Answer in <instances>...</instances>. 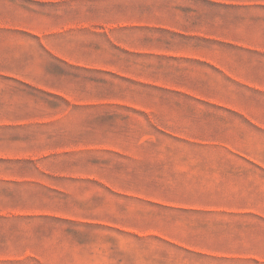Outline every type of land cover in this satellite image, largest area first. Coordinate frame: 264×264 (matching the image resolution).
<instances>
[{
    "label": "crops",
    "instance_id": "obj_1",
    "mask_svg": "<svg viewBox=\"0 0 264 264\" xmlns=\"http://www.w3.org/2000/svg\"><path fill=\"white\" fill-rule=\"evenodd\" d=\"M19 1L0 0V56H31V48L22 46L37 41L45 54L82 67L78 70L116 73L140 85L191 95L71 97L64 87L43 80L60 75L53 68H0V231L53 221L99 226L139 239L159 237L68 207L71 180L103 183L94 173L104 170L121 185L118 189L116 182H104L110 192L171 204L203 220L175 227L191 234L189 241L163 239L198 258L186 263L264 264V0H200L206 10L190 17L189 27L135 20L133 0L129 10L127 0ZM143 30L197 38L205 45L200 51L172 50L151 44L149 37L138 38ZM122 55L204 64L227 81L206 76L205 82L214 87L219 81L229 96L193 95L196 69L171 68L173 72L149 80L147 68L126 71L116 64ZM11 85L29 92L19 96ZM245 94L253 97L252 106L243 103ZM186 102L227 112L159 113L146 107ZM103 107L134 112L108 114L111 120L122 116L129 121L124 133L112 131L111 123L104 133L99 128L95 142L89 140L94 127L75 132L71 122L76 115L85 119L86 109ZM134 114L147 125L139 127ZM91 147L117 156L119 168L111 159H92V166L70 160ZM59 198L62 206L55 208ZM27 260L37 259L31 254L0 257V264Z\"/></svg>",
    "mask_w": 264,
    "mask_h": 264
},
{
    "label": "rangeland",
    "instance_id": "obj_2",
    "mask_svg": "<svg viewBox=\"0 0 264 264\" xmlns=\"http://www.w3.org/2000/svg\"><path fill=\"white\" fill-rule=\"evenodd\" d=\"M19 2L26 4L24 0H20ZM127 2L129 10L130 0H127ZM120 7L123 8L124 5H121L119 2ZM131 8L135 20L162 22L178 27H189L190 17H198L199 13H204L206 10L205 4L200 0H133ZM137 34L138 38H141V36L149 37L152 41L151 44L172 50L191 51L196 49L200 51L203 50L205 45L201 39L185 38L168 31L143 30L137 32ZM21 36L29 40L27 35L23 34ZM29 48H31V56H0V68H53L54 72L60 75L63 73L64 76L47 75L46 78L42 77L43 80L49 85L64 87L63 90L71 97L144 96L157 98L191 95L140 85L127 79H121L120 76L115 75L116 73L78 70L77 68L82 67L61 63L45 54L37 41L31 45L26 44L22 46V50H29ZM35 50L39 53L38 56L33 54ZM117 60L116 64L122 65L123 70L126 71L132 68H147L145 77H148L152 81L159 76V72H173L174 70L171 68L196 69L198 71V82L192 84L193 95L229 96L228 90L224 91L217 85V82H221V80L225 82V77L204 64L177 63L157 57L144 58L129 55L119 56ZM122 73L125 74L124 72ZM206 76L218 79L219 81H215L214 84L216 85L210 87L209 83L205 82ZM11 89L13 88L11 87ZM13 91L19 96L21 94H28L29 92L22 85H15ZM243 103L252 106L253 97L245 94ZM146 107L149 111L159 113L171 110L183 113L227 112L223 108L201 102L196 104L186 102L179 106L153 104ZM71 111L82 113L81 110L77 111L72 108ZM85 113V119L81 115H76L73 118L71 122L72 128L75 132H78L83 128L82 126H85L86 129L90 126L92 130L94 127L95 130L89 134V140L90 142H95L92 139L95 136L96 140H98L97 133H99V128H102V132L104 133L105 130L103 128L110 123L113 125L111 130L116 134L124 133L128 128L129 121L126 118L118 116L111 120L108 114L118 113L127 115L134 112L122 108L103 107L86 109ZM134 117L138 120L140 119L141 123L138 124L139 127L147 125L143 116L134 114ZM145 128L148 131H152L149 127ZM104 140L106 139L102 141L104 142ZM118 142L120 141H116L115 143ZM91 149L88 152L71 156L70 160L83 159L80 161V165L86 164L92 166L90 162L92 159H111L113 167L117 166L119 168L120 161H118L119 158L117 156H112L110 153L98 150L97 148L91 147ZM94 174L103 183L71 180L69 186L71 191L70 203L68 207L76 210L75 212L79 214L88 215L91 219L107 220L118 226L149 231L159 237L155 238L152 236L139 239L122 233L113 234L100 231L102 229L99 226L36 221L29 226L5 228V230L0 231V257L31 254L37 259L27 260L22 264H188L186 262L198 260L197 257H193L175 248L163 239L168 240L170 238L189 241L191 234L177 232L175 231V227L179 228L185 225L199 224L203 220L201 221L199 217H195L190 212L176 208L171 204L141 201L129 198L126 194L118 191L110 192L109 185H104V182L114 181L116 183L113 187L119 189L121 185H117L115 176L114 178L111 175L109 177V173L104 170L99 172L96 170ZM58 201V204L54 206L55 208L62 206L60 198ZM65 202L64 197V207Z\"/></svg>",
    "mask_w": 264,
    "mask_h": 264
}]
</instances>
